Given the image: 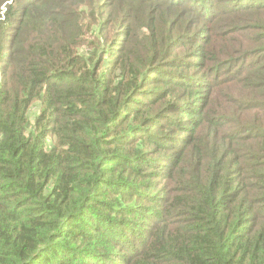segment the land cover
Returning <instances> with one entry per match:
<instances>
[{"label": "trees", "instance_id": "16d2710c", "mask_svg": "<svg viewBox=\"0 0 264 264\" xmlns=\"http://www.w3.org/2000/svg\"><path fill=\"white\" fill-rule=\"evenodd\" d=\"M0 264H264V0H0Z\"/></svg>", "mask_w": 264, "mask_h": 264}, {"label": "rangeland", "instance_id": "374dc122", "mask_svg": "<svg viewBox=\"0 0 264 264\" xmlns=\"http://www.w3.org/2000/svg\"><path fill=\"white\" fill-rule=\"evenodd\" d=\"M220 98L222 99V97H221V96H219V97H218V100H219Z\"/></svg>", "mask_w": 264, "mask_h": 264}]
</instances>
